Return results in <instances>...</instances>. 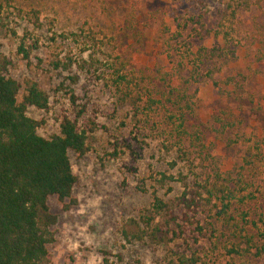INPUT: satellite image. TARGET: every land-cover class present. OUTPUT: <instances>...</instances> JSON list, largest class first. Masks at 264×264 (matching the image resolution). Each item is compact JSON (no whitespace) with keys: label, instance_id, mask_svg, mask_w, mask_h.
Here are the masks:
<instances>
[{"label":"rangeland","instance_id":"1","mask_svg":"<svg viewBox=\"0 0 264 264\" xmlns=\"http://www.w3.org/2000/svg\"><path fill=\"white\" fill-rule=\"evenodd\" d=\"M0 13L17 101L27 80L49 99L46 110H26L37 134L58 135L64 117L94 123L87 152L68 154L71 199L48 200L51 264H174L173 252L264 264V0H0ZM113 64L132 82L127 97L111 86ZM248 155L227 223L215 220L221 195L200 190L198 214L174 207V237L123 238L150 213L153 192L174 206Z\"/></svg>","mask_w":264,"mask_h":264},{"label":"trees","instance_id":"2","mask_svg":"<svg viewBox=\"0 0 264 264\" xmlns=\"http://www.w3.org/2000/svg\"><path fill=\"white\" fill-rule=\"evenodd\" d=\"M18 52L27 59L23 46L18 48ZM58 65L54 67L59 68ZM7 66V60L0 53V264H51L47 247L53 240L50 226L54 219L49 213L48 200L51 197L59 202L71 199L76 177L68 154L72 152L82 156L87 152V138L94 132V123L80 127L64 117L58 135L49 139L40 137L37 128L41 124L27 117L26 110L29 107L46 110L48 96L35 82L27 80L18 102L21 86L6 76ZM71 66V60L62 64L63 69ZM111 69V86L127 97L132 82L123 73L124 66L116 68L113 64ZM129 105L135 116L138 111L136 103L130 100ZM173 109L178 112L175 107ZM179 114V119L186 123L188 118L185 114L181 110ZM248 158L249 155L244 158L245 166L238 170L236 168L227 173L216 171L211 183L205 180L203 185L200 182L195 184L196 189L182 193L175 199L174 206L153 192L150 213L131 221L133 230L124 232L123 238L142 241L149 237L154 242L163 243L170 232L174 237L176 231L170 228V224L175 225L178 218L174 207L182 208L180 212L185 217L184 209L197 213L201 206L200 190L207 197L221 195L215 220L227 223L231 201L244 191L243 172L252 164ZM155 218L166 227L165 231L160 222L155 223ZM177 227L179 229L180 226ZM197 229L200 231L199 227ZM173 261L174 264H203L197 254L188 255L185 252H173ZM101 264L112 263L104 257Z\"/></svg>","mask_w":264,"mask_h":264}]
</instances>
